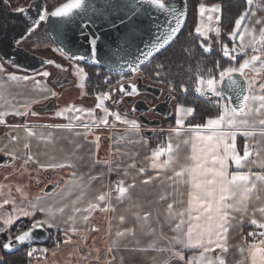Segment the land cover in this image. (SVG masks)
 Instances as JSON below:
<instances>
[{
	"label": "snow or ice",
	"instance_id": "obj_1",
	"mask_svg": "<svg viewBox=\"0 0 264 264\" xmlns=\"http://www.w3.org/2000/svg\"><path fill=\"white\" fill-rule=\"evenodd\" d=\"M246 3L251 6L253 0H246ZM15 11L20 14H27L28 9L19 7ZM142 13H148L147 18L151 22L152 27L147 29L145 33L138 35L140 29L137 27V21L141 20ZM157 13L165 17L163 25H161L160 18L156 15ZM213 13L217 15L213 16ZM220 13H222L220 5H214L210 8L204 4L199 5V17L201 21L206 17L208 23H197L194 31L203 37L200 46L204 52L211 50V43L206 44L204 42L208 40L207 33L215 32L217 36L221 33L219 26H210L213 21L219 25L221 21ZM185 16L184 11L172 6L171 0H99V3L95 2V0H67V2L59 3V6L54 7L52 11H48L42 4L35 18L27 17L30 23L25 29V35L16 40L14 42L15 45L18 46L27 36L33 34L40 28L42 23H49L51 18H56L54 30L58 34L62 26L71 24L79 19L81 22L80 34L82 37H87L88 54L71 53L67 51L62 43L56 44L53 50L59 52L62 56H66L69 60L90 61L94 65L104 63L110 70H118L119 75L115 85L111 83L110 77H105L104 84L108 86L109 90L96 94L94 109H84L69 105L56 113L57 117H63L69 123L56 124L49 127L75 131V135L80 136L81 132L76 131L77 124L73 123V121H79L78 126L84 129L83 135L87 139L94 128L102 125L108 126L109 117H112L115 122L127 125L129 132L139 134L140 125L136 120L127 119V112L122 115L119 111H114L106 106L105 102L112 100L113 93L117 91L116 85L119 86L118 91L121 95L113 101V104L122 103V97L124 96L131 97L140 94L137 85L133 83V78L138 76L142 66L146 65L154 58L155 54L177 37L184 23ZM246 17H249L248 9H245L235 19L234 26L227 33L229 42L221 44L222 56L228 58L229 66H222L219 61L215 63L218 78L212 69L208 70L207 78L200 74L199 68L197 69L195 91L197 93L207 91L216 97L220 108L218 114L207 118L205 122L185 125L184 117L192 116L195 110L192 107L178 105L175 127L170 128V132L175 133L177 137L182 132L188 133V138L184 140V143H190L191 145L190 156L186 158V163L179 166V170H174L173 176L168 177L174 183L183 181L189 186L188 199L186 207L175 214L176 217H179V220L173 228V232L176 235L170 241L171 244L180 245V249L153 247L158 252H169V259L184 261L185 264H226L225 259L221 255H217L213 259L206 256V253L214 252L217 248L224 253L228 251L227 235L229 228L232 227L231 222L235 219L233 213L247 214L252 194L258 191V185L264 186V172H251V170L245 172L242 170L248 162V158L253 154V148L248 143V140L257 134L264 137V27H261L257 34L254 27L249 28L247 24L242 23ZM97 18L108 19L112 28L119 29L120 25H123L127 29L122 36L118 37L107 47L103 58H100L98 54L100 37L88 31L89 28L95 25ZM256 23L259 24L261 22L257 20ZM53 43H56L55 39H53ZM4 63L19 67L12 58H5ZM4 63H0V72H5ZM46 63L54 64L55 62L48 60ZM55 66L57 68L62 67L58 64ZM162 67L163 65H156L157 69ZM249 73L252 75H249ZM75 74L82 80H86L88 76L85 69L78 64L75 65ZM7 75L8 80L15 82L17 85L22 81L34 79L28 75L19 76L15 73H8ZM37 75L47 78L50 73L41 71ZM154 75L157 78V82H164L159 80L160 71H156ZM225 81L227 82V94L217 87L218 85H224ZM35 83L41 91H48L45 86L41 85L40 81H35ZM167 84L170 90H175L172 81H167ZM179 86L182 90H187L183 83ZM80 87L83 88L84 84L81 83ZM82 94L87 95L88 93ZM51 95L55 96L56 93L52 92ZM3 98V96H0V99ZM96 109L103 112V116L99 120L94 115ZM132 111H136L135 107H133ZM83 113H87L88 117H92L91 123L81 120V116L78 114ZM10 114L16 116L29 115L27 111L18 109H13L11 112L0 111V124H5V117ZM30 114L32 116L37 115L35 112ZM66 114L70 115L66 116ZM23 127L29 137L35 135L28 125L25 124ZM237 133L245 137L242 155L237 150ZM48 135L51 137L52 134L49 133ZM16 139V137H12V140ZM96 142L98 148L99 137H96ZM256 143L259 144L260 141ZM24 147L28 149L29 144L26 143ZM255 151L256 155L259 156L260 151L258 149ZM0 152H3V149H0ZM5 155H11L13 159L16 158L14 153H5ZM162 156L167 158L162 163H158ZM150 159L153 169H174L178 163L173 155L171 141L166 146L161 144L153 149ZM96 162L100 163V161ZM30 163L36 164L37 161L31 154H28L21 167L24 168ZM104 163L107 164L108 161H104ZM65 166L64 163L40 164L38 169H60ZM67 166L74 167L71 164ZM260 166L264 168V163H261ZM129 167L134 168L135 164ZM109 170L111 171V169ZM138 171L143 174L145 168L141 167ZM72 175L75 178V173H72ZM125 175H127V170H125ZM95 179L97 177H90V180ZM80 180H82V177ZM152 180L153 177L149 176L143 180V183L148 184ZM72 183H77V181L74 179ZM58 184L59 182H57L56 186ZM77 186L80 187V196L76 200L71 201V214H68L66 220H64V223L69 225L65 230L66 239L63 241L64 244L73 243L71 236L68 235L69 232L77 234L80 231L75 227L77 214H81L80 220L87 223L92 212L97 209L100 212L114 211L109 202L111 193H101L95 197L94 202L89 201L86 207H78L77 205L85 195V187L80 184H77ZM114 186L115 191L118 193L117 200H123L129 194V189L135 187V184L133 183L126 187L124 186V181L120 180L115 182ZM5 187L9 189L8 193L3 191ZM41 191L43 195L28 199L27 193L18 186L16 192L20 193L21 199L17 201L11 195V186L0 183V210L5 209V206H11L10 211L0 213V220H2L4 225L0 232L8 231L21 218H28L31 222L26 229H17L14 236L9 235L7 241L2 244L4 249H11L14 244L24 245L32 243L37 238V230H47L55 227L56 225L53 221L56 216L66 214V210L70 207L69 204L65 203L56 206L55 203H49L48 198L52 196V193L45 192L43 189ZM259 199L260 196L256 195V200ZM25 200H27V203L24 202ZM172 210L173 204L169 203L168 211L170 216L173 215ZM257 213L259 214V219L256 216ZM38 214H43L45 218L37 219ZM148 215L147 213L144 215L143 219L145 221L148 219ZM250 215L251 225L262 231L248 232L247 236L253 238V242L247 244L246 247H240L239 251L242 255L247 253L245 261L250 260V264H264V205L253 208ZM119 219L123 222L125 217L121 215ZM137 219H140L138 215ZM91 231H98V229L92 228ZM132 233V229H124L116 231L115 236L119 238ZM85 238L82 236L81 239ZM115 245L116 241L114 240L113 246ZM56 247L59 248V244ZM141 250L146 251L147 249ZM185 250H197L198 255L186 258L184 255ZM38 251L47 253L49 250L46 248H31L27 255L32 257ZM96 251L99 253V249H96ZM108 251L111 252L112 247H109ZM69 255L71 256L72 253H69ZM164 264H169V260H165Z\"/></svg>",
	"mask_w": 264,
	"mask_h": 264
},
{
	"label": "crops",
	"instance_id": "obj_2",
	"mask_svg": "<svg viewBox=\"0 0 264 264\" xmlns=\"http://www.w3.org/2000/svg\"><path fill=\"white\" fill-rule=\"evenodd\" d=\"M35 1L36 0H17L12 3L10 0H0V10H2L0 16V44L8 35L11 36L9 32L16 35L23 30L25 35L24 26L26 25V21L20 23L19 21L15 22V20L12 21L10 19L11 24L8 29V24H6V20L2 18V15L6 11L16 12L15 9L19 7L28 8ZM212 6L214 5L206 7L210 8ZM248 11L249 17H246L245 21L242 23L247 24L249 28L254 27L258 34L259 29L264 27V0H253V4L251 6L248 5ZM212 15L214 16L217 14L213 13ZM7 19L9 20V17ZM257 20L261 23L257 24ZM198 23L207 24L208 22L206 17L201 21V18L198 16ZM210 26L220 27V24L217 25L215 21H213ZM210 34H215V32L207 33L208 36ZM24 41H26V38L16 46L20 48L21 45L25 44ZM237 42L239 43V41ZM249 51L251 50L249 49ZM30 52L34 55H40L34 51V49L30 50ZM5 58V55L0 51V63H4ZM4 68L5 72H0V85H2V87H0V96L4 97L0 99V111L6 110L11 112L13 109L25 106L24 104L26 103L35 107L44 97L53 92L50 86V80L37 76V73H39L38 69L31 70L20 65L17 68L8 63H4ZM8 73H15L19 76L30 73L31 77L34 79L22 81L17 85L15 82L8 80ZM35 81H40L41 85L45 86L48 91H41ZM86 98L89 100L91 99V105H95L96 96ZM29 115L30 116H16L10 114L5 117V124L8 125H6L7 127L0 133V147L2 146L9 153H14L16 157H22L27 150L24 147L27 143L29 144L30 154L35 158L38 164L64 163L66 165L64 168L57 169V172L58 174H67V183H64L52 192V196L48 198V202L55 203L56 206L66 203L69 204L70 207L66 210V214L56 216V219L53 221L56 226L52 228L61 231L60 235L56 238L61 241L59 248L64 246L72 248L80 247L85 254V259L74 256L71 258L72 263H67L62 259V254H64L63 251H59L53 256L47 252L45 253L47 254L46 259L36 264H54V262L55 264H94V257H99L97 260L100 263L98 264H164L165 260H169V264H185L184 261L169 259V252H158L154 250V247L174 248V250H179L181 247L180 245L171 244L170 241L171 238L176 235V233L173 232V228L179 220V217H176L175 214L186 207L189 186L183 181L174 183V181L169 180L168 177L173 176L174 170H179V166L186 163V158L190 156L191 145L190 143H184V140L188 138V133L182 132L181 135L177 137L175 133L170 132V128L175 127L174 121V123L166 126L163 134H155V145L151 144V140L147 137L145 131H141L138 138L146 145L137 147L132 146L131 151L125 152L122 148L123 146H115L112 142L115 129V126L112 124L104 126L105 129L109 128L110 131L108 135L104 132L102 133V140L100 139V130H97V135L99 136V147L97 148V136L91 137L89 134L87 139H85L83 135L84 129L78 126L79 121L75 124H77L76 131H80L81 135L76 136L75 131L49 127L56 124H66L69 123L68 121L51 122L43 120L37 117V115ZM184 119L185 125H187L186 118L184 117ZM25 124L33 130L35 135L31 137L27 135L23 127ZM17 125L20 127H13ZM119 127H123V124ZM98 128L99 127H96L94 129ZM49 133L52 134L51 137H49ZM12 137H16L17 139L12 140ZM159 139L162 140L165 146L171 141L173 145V155L178 161L174 169H153L151 167V153L154 147L159 146ZM257 141H260V143L257 144ZM244 143L245 137L237 133L236 145L241 155L243 154ZM248 143L253 148V154L248 158V162L242 170L245 172L249 170H251V172H264V168L260 166L261 163H264V137L257 134L255 137L250 138ZM257 149L260 151L259 156L256 155L255 150ZM126 153H129V156H127ZM166 158V156H162L158 163H162ZM96 161H100V163ZM104 161H108V163L105 164ZM253 161L255 162L253 163ZM22 164L23 162L17 161L15 165L8 167L4 171L10 174L9 181L11 183L24 184L27 182L26 178H22L25 174V167L22 168ZM69 164L74 165V167H68L67 165ZM132 164H135L134 168L129 167ZM112 166L116 167L113 168L115 172L113 173L115 182L123 180L124 186L126 187L133 183L135 184V187L129 189V194L123 200H117L116 197L118 193L115 189H110L111 183L109 182L108 174H111L113 171L112 169L111 171L109 170V167ZM141 167L145 168L143 174H140L138 171ZM125 170H127L128 173L122 176V172ZM72 173H75V178ZM149 176L153 177V180L148 184H144L143 180ZM81 177L82 180H80ZM90 177H97V179L90 180ZM74 179L77 183H72ZM77 184L85 187V195L82 201L77 205L81 208L86 207L89 201L94 202L95 197L101 193H111L109 202L114 208V211L109 210L107 212H100L97 209L92 212L87 223L80 220L81 214H77V223L75 225L78 229H82L83 232L87 229L90 220L96 221L95 218L98 217L101 218V220L104 219L102 258H100L97 253L93 252L90 254L89 258V255H86L87 246L76 245L75 241H73V237H71L73 243H63L66 239L65 230L69 227L68 224L64 223V220H66L68 214H71V201L76 200L77 197L80 196V187H78ZM29 193V199L34 198V191L31 190ZM256 195L260 196L259 200H256ZM161 197H163V199H161ZM169 203L173 204L172 216L169 215L168 211ZM262 205H264V186L258 185V191L252 194L249 201L248 213H233L235 219L232 220V227L229 228L227 235L228 251L224 253L221 249L217 248L214 252L206 253V256L214 259L217 255H221L225 259L226 264H250V260L245 261L247 253L242 255L239 249L253 242V238L247 236L248 232L262 231L256 229L255 226L250 223L252 209ZM101 206H103V204H101ZM146 213L149 215L148 219L145 221L143 217ZM121 215L125 217L123 222L119 219ZM137 215L140 219H137ZM40 216L41 219L45 218L43 214H40ZM256 216L258 219L260 218L258 213ZM124 229H132L133 233L117 238L115 236L116 231H122ZM114 240L116 241L115 246H113ZM51 245L56 247L55 244ZM93 246L94 244H91L89 247ZM109 247H112L111 252L108 251ZM141 249L147 250L143 251ZM43 254L44 253L41 255ZM184 255L186 258L191 257L193 255H198V251L185 250ZM31 260L28 264H30Z\"/></svg>",
	"mask_w": 264,
	"mask_h": 264
},
{
	"label": "trees",
	"instance_id": "obj_3",
	"mask_svg": "<svg viewBox=\"0 0 264 264\" xmlns=\"http://www.w3.org/2000/svg\"><path fill=\"white\" fill-rule=\"evenodd\" d=\"M10 1L16 2L17 0ZM51 1L52 8H54L65 0ZM187 2L188 13L181 32L171 45L154 56V58L146 65L142 66L141 71L144 73L146 78L156 83L160 82H157V78L154 74L156 71H160L161 75L159 80L164 81L161 84H164L166 87H168L167 81H172L175 90L171 91L178 95V103L192 107L195 110L194 114L190 116L186 122L195 124L197 122L202 123L207 118L215 116L219 112V107L208 104L199 96V93L195 91L197 69L199 68L200 74H203L204 76H208V70L212 69L213 73L216 74L218 78L215 63L219 61L222 66H227L228 63L227 58L223 57L220 52L207 53L201 48L200 43L203 39L194 31L195 26L198 23L199 5L202 2L208 5L214 3L220 4L222 9L221 29L224 41L228 40L227 33L234 26L235 19L238 18L239 15L245 11V9H248V5L246 0H187ZM28 42L32 46H55L48 34L45 24L35 35L28 38ZM80 64L86 67L85 70L88 73L85 85L86 93H88L87 95L89 96H96V94L101 91L109 90L108 86L104 84L105 77L112 76L116 78L115 80H111V83L116 82L119 78L118 75L111 74L94 65ZM158 64L163 65V67L157 69L156 65ZM181 83L184 84L187 89L186 91L180 88L179 85ZM149 138L151 140V144L155 145V135H152ZM42 245H50V242H46ZM28 250L29 248L24 247L13 253L2 251L0 264H28L31 260V258L27 255Z\"/></svg>",
	"mask_w": 264,
	"mask_h": 264
},
{
	"label": "flooded vegetation",
	"instance_id": "obj_4",
	"mask_svg": "<svg viewBox=\"0 0 264 264\" xmlns=\"http://www.w3.org/2000/svg\"><path fill=\"white\" fill-rule=\"evenodd\" d=\"M39 1L40 2L42 1V3L44 2V5L48 11H52L54 9V8H52V3H51L52 1L51 0H39ZM65 1H63V2H65ZM36 3H37V0L32 5H34ZM201 4H204L205 6L220 5L217 3L208 5L204 2H202ZM219 24H220V29H221V21ZM43 25L44 24L42 23L40 28H38L30 36H27L26 41L28 42V38L35 35L41 29V27ZM227 39H228V36H227ZM205 42H206V44L209 42L211 43V50L207 53H218V52H220L222 54L221 44L222 43H228L229 41L223 40L222 29H221V33L219 36H217L216 34H210L208 36V40H206ZM229 47H231V45H229ZM20 49L23 52L27 51V52L31 53L30 49L25 47L24 45H21ZM2 51H4V49H2ZM227 60H228V58H227ZM47 66H48V64L45 66V68ZM227 66H229V60H228ZM42 68H44V66L38 68V70H40ZM249 75H252V74L249 73ZM71 83H72L71 78L66 74H64L63 76H56L50 80V86H51L53 92H54V89L63 88L67 85H70ZM133 83H135L137 85V87L140 91L139 95H134L131 97L124 96V97H122V103L113 104V101L116 100L121 95L118 91L119 86L116 85L117 91L115 93H113L111 102L110 103L107 102L106 105L108 107H110L111 109H114V110L118 109L120 112H123L122 114L127 112L128 117H130L132 119H136L142 125H147V128L145 130V134L148 137H151L152 135H155L154 128L162 126V122H163L164 118H165L164 120L168 119L170 121L169 123L171 124L172 120L170 118L176 116L174 113L175 112L174 108L172 106V101H173L174 96L170 92L171 91L170 89H169V91L164 92V87H165L164 84L156 83L152 80H149L148 78L145 77V75L142 71L138 74V76L136 78H133ZM113 85H115V84H113ZM126 87H127V85H126ZM51 96L52 95L49 94L48 96H46L47 97L46 99H45V97L43 98V99H45L44 101H42V102L40 101L37 105H35L34 110L36 113H38L40 115H47V113L49 111H52L55 109L56 100L54 98H51ZM87 96L92 97L89 95H87ZM27 104H29V103H26L24 105L26 106ZM133 107H135V109H136L135 112L132 111ZM173 121H174V119H173ZM6 125H8V124H0V133L7 127ZM0 149H3V152H0V183L11 186V195L17 201H20V199H21L20 193L16 192V188L18 186L21 187L23 189V191L25 190V192L27 193V196H30L29 191H31V190L34 191L33 194H34V197H36L39 195H43V192L41 191L42 189L46 192L47 189L52 188V190L49 192V193H52L53 189L55 191L57 188L62 186L64 183H66L67 174H65V173L64 174H61V173L58 174L57 169H51V168H49L47 170L38 169V166L40 165L38 163H36V164L30 163L28 166L25 167V174H24V176H22V178L27 179L26 183H24V184L11 183L9 181L10 180V174L6 173L4 171L8 167L15 165L17 161L24 162V160L27 158V155L30 154V151L28 148L22 157H16L15 156L16 158L13 159L11 155H5V153H9V152L6 151L2 146L0 147ZM8 157H11L12 161L10 163L4 164V161H7ZM5 178H7V179H5ZM57 182H59L58 186H56ZM46 185H47V187H45ZM3 191L5 193H8L9 189L7 187H5L3 189ZM28 199H29V197H28ZM24 202L27 203V200H25ZM10 210H11V206H5V209L0 210V213H2L4 211H10ZM36 218L41 219L40 214H38ZM30 223L31 222L28 218H21L19 221L15 222L13 224V226L8 231L0 232V258L2 257V251H4L2 244H3V242L7 241L8 236L9 235L14 236L16 234L17 229H20V228L26 229L28 226H30ZM3 227H4V225L2 223V220H0V228H3ZM47 231L49 233V238H48L47 242H50V244H54V242L57 240L56 238L59 236V233H61V231L53 229V228L47 229ZM30 247H34V246L32 245ZM30 247H27V248H30Z\"/></svg>",
	"mask_w": 264,
	"mask_h": 264
},
{
	"label": "rangeland",
	"instance_id": "obj_5",
	"mask_svg": "<svg viewBox=\"0 0 264 264\" xmlns=\"http://www.w3.org/2000/svg\"><path fill=\"white\" fill-rule=\"evenodd\" d=\"M42 4H43V6H45L44 2L42 3V1L40 2L39 0H37V3L31 6L33 8H30V10H28L27 15L35 18L36 14H37V11L40 9ZM8 17H9V20L7 19ZM4 19L6 20V24H8V29H9V25L11 24L10 16L7 13H5ZM26 21H27V25H28L30 23V20H28L26 18ZM9 34L11 35V37L8 35L7 36V40H9L11 42V40H13V38H12L13 37V33L9 32ZM9 41H5L4 40L1 43V45H0V50L1 51H2V48H3L6 53L9 52L8 49H7L9 47V44H7V42H9ZM24 43H25L24 44L25 47L29 48L30 50L34 49V51H36L37 53L42 55V56L35 55V57L33 55H31V59L30 60L28 59L26 61V66L28 68H39V67H43L44 66V68L40 69L38 72L48 71L50 73V75L46 79L51 80V79H53L56 76H63L64 74H66V75H68L71 78V82H72L70 85H67V86H65L63 88L54 89V92L56 93V95L55 96H51V98H54L56 100L55 109L52 110V111H49L47 113V115H40V114L37 113V117H39V118H41L43 120L51 121V122H54V121H64L65 122V121H68V120L63 118V117H57L56 113L58 111L64 109L65 107L69 106V105H75L76 107L84 108V109H94L95 108V105H93V104L91 105V99L90 100L87 99L86 97H88V96L82 94V93H86V85H85L86 84V80H82L80 77H78L75 74V65L78 64L80 67H83L84 69H86L85 66H83L82 64H80V63H78L76 61L66 59L65 56H62L59 52L53 50L55 48V46H53V45L32 46L27 41H24ZM17 52H20V51H17ZM8 54L10 56H12V58L14 60H18L17 55H13L12 51L9 52ZM48 60H52L55 63L54 64H48V66L45 68V66L47 65L46 61H48ZM21 62H22V64H24L22 58H21ZM57 64L61 65L62 67L61 68H57L55 66ZM25 75H28V76L31 77L30 73L25 74ZM37 76H40V75H37ZM108 77H110L111 80H115L116 79V78H114L112 76H108ZM43 78H45V77H43ZM205 78H207V76H205ZM81 83L84 84L83 88L80 87ZM113 83L115 84V82H113ZM217 87L219 88V85ZM167 91H169V88L165 86L164 87V92H167ZM170 92L174 96L173 101H172V106L174 108L175 115H177V111H176L177 110V106L178 105H182V104L178 103V95L176 93L172 92V91H170ZM199 96H200V93H199ZM45 99L41 100V102L44 101ZM107 102L110 103L111 100L106 101L105 104H107ZM185 107H189V106H185ZM18 110L27 111L29 114L31 112H35L34 107H32L29 104H27L26 106L19 107ZM112 110H114V109H112ZM114 111H119V110L117 109V110H114ZM120 113L122 114L123 112H120ZM67 115H70V114H66V116ZM78 115L81 116V120H84L85 122L91 123L92 117H88L87 113L78 114ZM94 115H95V118L97 120H99L103 116V112L101 110H99V109H96ZM27 116H30V115H27ZM189 117L190 116L185 117L186 121L188 120ZM127 119L136 120V119H132V118H130L128 116H127ZM164 119H163L161 127L154 128L155 134H163L165 132L164 129L166 128V126H168V124H170L169 123L170 121L168 119H167L168 121L164 120ZM170 119L172 120V123H174V121L176 119V116L172 117ZM173 119H174V121H173ZM73 122L77 123V121H73ZM137 122L139 123V121H137ZM199 123L200 122H197L195 124H199ZM109 124H112L113 126H115L114 137L112 138V142L114 143L115 146H120V147L123 146L122 148L124 149L125 152L126 151H131L132 150V148H131L132 146H136L137 147V146L146 145V144H144L142 142L141 139L138 138V135L141 134V131H145L146 130L147 125H142V124L139 123V125H140L139 134H134V133H131V132L128 131V126L127 125L123 124V127H125V128L119 127V126H121V123L115 122L112 117H109ZM97 130H100V135H101L100 139L101 140H102V133L104 132V133H106L108 135V133L110 131L109 128L105 129V127L102 125L98 129H94L90 133L91 137H94V136L99 137L97 135ZM126 146H128V147H126ZM156 147H154V149ZM126 149H129V150H126ZM127 156H129V153L127 154ZM109 168L113 170L111 172V174L110 173L108 174V179H109V182L111 183L110 189H115V186H114L115 185L114 184L115 183V180H114L115 177H114V174H113L115 172H114L113 168H116V167L112 166V167H109ZM122 176H125V171L122 172ZM113 180H114V183H113ZM93 217H96V216H93ZM95 219H96V221H91L90 220V223H89V225L87 227V231H83L82 232V229H79L80 230L79 233L73 234V233L69 232L68 235L73 237V239H74L73 241H75L76 245L78 244L80 246H84V245L87 246L86 255L90 256V254L92 252L93 253H97L96 249H99V253H97V254H98V256H100V258H102V256H103L102 249H103V242H104V219L101 220V218H99V217L95 218ZM92 228H97L98 231H91ZM0 229H2V228H0ZM82 236L86 237V239L82 240L81 239ZM91 244H94V246L93 247H89ZM33 246L35 248H37V249H45V248L48 249L49 250L48 252L50 253L51 256H53V253L57 254L59 251H61V252L63 251L64 254H62V256H63L62 259L64 260V262H67V263L68 262L72 263L71 258H73L74 256L75 257L79 256V257L85 259V254L83 253L82 248H80V247H77V248L73 247L72 248V247L64 246L62 248H57V247H54L51 244L50 245L37 244V245H33ZM68 252L72 253V255L70 256ZM41 254L42 253L40 252L38 257L32 259L30 264H36V263L41 262L42 260L46 259L47 254H45V253L43 255H41ZM94 258H95L94 264L100 263L97 260V259H99V257H94Z\"/></svg>",
	"mask_w": 264,
	"mask_h": 264
},
{
	"label": "water",
	"instance_id": "obj_6",
	"mask_svg": "<svg viewBox=\"0 0 264 264\" xmlns=\"http://www.w3.org/2000/svg\"><path fill=\"white\" fill-rule=\"evenodd\" d=\"M65 2H67V0ZM95 2L99 3V0H95ZM171 2H172V6L173 7L177 8L178 10L184 11L185 14H186L184 23H183V25L181 27V30H182V28H183V26L185 24L186 18H187L188 2H187V0H171ZM31 6L32 5H30V7H28L27 9L30 10V8H32ZM9 12L10 11H6L5 13H7L10 16V19L12 21L15 20V22H18V21L20 23L24 22L26 20L27 16H28L27 14H20L18 12H12V11L10 13ZM5 13L2 15V18H4L3 16H5ZM1 14H2V10H0V16H1ZM156 15L159 16L160 23H161V25H163L165 17L162 14H159V13H157ZM147 16H148V13H142L141 20L137 21V27L140 29V32L138 33V35L145 33V31L147 29L152 27L151 22L148 20ZM25 23H26V25L24 24L25 25L24 27L26 29V27L28 26L27 25V21ZM80 23L81 22L79 21V19H77L75 22H73L71 24H68L66 26H62L59 34L54 30L55 27H56V18H51L50 22L45 24V25H46L48 34H50L49 36L52 39V41H53V39L56 40V43H54L55 46L58 43H62L63 46L67 49V51H69L71 53L87 55L88 54V50H89V46H88V43H87V37L86 36L82 37L81 34H80L81 33ZM181 30H180V32H181ZM88 31L90 33H93V34L98 35L100 37V39L98 41V54H99L100 58H103L105 50L107 49V47L109 45H111L112 42L115 41L118 37L122 36L123 33L125 31H127V29H125L123 27V25H120L119 29L112 28L110 26V21L108 19L97 18L95 25L92 26L91 28H89ZM179 33L177 34V36L179 35ZM23 35H24V31L21 30L20 33H17L16 35H13V37H12L13 40H11V42L9 40H7V37H6L5 39H3L1 41V43L4 40L5 41H9V42H7V44H9V47L7 49H8L9 52L12 51L13 55H17L18 60H14L16 64H19L20 66H23V67H25L27 69H31V70L38 69V68H28L26 66V61L28 59L29 60L31 59V55H33L34 57H35V55L31 54V53H29L27 51L23 52L20 48L16 47V45L14 43L16 40H18ZM146 38H150V37H146ZM176 38H174L167 46L162 48L158 53H160L161 51L166 49L169 45H171ZM17 51H20V52H17ZM1 52L5 55L6 58H12V56H10L8 54L9 52L8 53H5L4 51H1ZM157 54H155V56ZM21 58L23 59V63L24 64H22ZM65 58L68 59L66 56H65ZM76 62L83 63V64L94 65L90 61H76ZM94 66H96V67H98L100 69H103V70H105V71H107V72H109L111 74L118 75V70H110V68L107 67L104 63L98 64V65H94ZM226 84H227V82L225 81L224 85H219V89L225 91V93L227 94ZM11 161H12V158L8 157V160L4 161V164L10 163ZM51 190H52V188H49V189L46 190V192H50ZM36 237L37 238L30 244H24V245L14 244V246L11 249H4L3 248V250L5 252H7V253H13V252L18 251L19 249L24 248V247H30L32 245H37V244H44V243H46L48 241L49 233H48L47 230H37Z\"/></svg>",
	"mask_w": 264,
	"mask_h": 264
},
{
	"label": "built area",
	"instance_id": "obj_7",
	"mask_svg": "<svg viewBox=\"0 0 264 264\" xmlns=\"http://www.w3.org/2000/svg\"><path fill=\"white\" fill-rule=\"evenodd\" d=\"M200 96H201V98H203L208 104L213 105V106H215V107H219L218 104H217V98L214 97V96H212L211 93H208L207 91H204V92L200 93ZM161 144H163V142H162V140L159 139V140H158V145H161ZM163 145H164V144H163ZM113 183H114V180H113ZM60 242H61V241H60L59 239H57V240L54 242V244L57 245V244H60ZM31 248H35V247H30L29 250H30ZM29 250H28V251H29ZM39 254H40V252L38 251V252L34 253V255H33L32 257H30V258H36V257H38Z\"/></svg>",
	"mask_w": 264,
	"mask_h": 264
}]
</instances>
